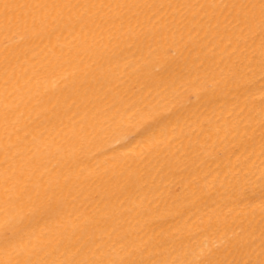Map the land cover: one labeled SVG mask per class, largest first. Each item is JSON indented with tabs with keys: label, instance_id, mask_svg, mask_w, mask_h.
Here are the masks:
<instances>
[{
	"label": "bare ground",
	"instance_id": "obj_1",
	"mask_svg": "<svg viewBox=\"0 0 264 264\" xmlns=\"http://www.w3.org/2000/svg\"><path fill=\"white\" fill-rule=\"evenodd\" d=\"M0 264H264V0H0Z\"/></svg>",
	"mask_w": 264,
	"mask_h": 264
},
{
	"label": "snow or ice",
	"instance_id": "obj_2",
	"mask_svg": "<svg viewBox=\"0 0 264 264\" xmlns=\"http://www.w3.org/2000/svg\"><path fill=\"white\" fill-rule=\"evenodd\" d=\"M8 231H9V230H6V231H5V237H4V239H5V241H6L7 243H11L12 240L14 239V237H15L16 235H18V232H16L15 229H12V230H10V231H12L13 234H12V236H9Z\"/></svg>",
	"mask_w": 264,
	"mask_h": 264
}]
</instances>
